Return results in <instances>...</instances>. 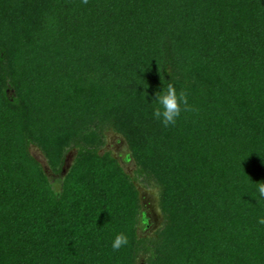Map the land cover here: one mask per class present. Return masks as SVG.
<instances>
[{
    "label": "trees",
    "instance_id": "16d2710c",
    "mask_svg": "<svg viewBox=\"0 0 264 264\" xmlns=\"http://www.w3.org/2000/svg\"><path fill=\"white\" fill-rule=\"evenodd\" d=\"M169 84L187 104L164 124ZM261 181L264 0H0V264H264Z\"/></svg>",
    "mask_w": 264,
    "mask_h": 264
},
{
    "label": "rangeland",
    "instance_id": "374dc122",
    "mask_svg": "<svg viewBox=\"0 0 264 264\" xmlns=\"http://www.w3.org/2000/svg\"><path fill=\"white\" fill-rule=\"evenodd\" d=\"M29 149L33 156L44 167V169L50 171V165L43 150L36 144L30 145ZM106 150H109L114 154V156L120 161L121 165L130 175H135L134 171L136 168V162L134 159H129L126 157V154L129 151V145L123 134L112 128L107 129L105 131L104 144L102 145L100 151L104 152ZM76 153V147L68 149V151L65 153L64 162L59 174L65 173L67 171L74 161ZM136 185L139 190L141 209L145 212L148 220V226L146 229H139V233L143 236H150L155 234V232L162 226L164 221V214L160 206L159 190L158 187L148 183H141L139 180H136Z\"/></svg>",
    "mask_w": 264,
    "mask_h": 264
},
{
    "label": "clouds",
    "instance_id": "9594fccd",
    "mask_svg": "<svg viewBox=\"0 0 264 264\" xmlns=\"http://www.w3.org/2000/svg\"><path fill=\"white\" fill-rule=\"evenodd\" d=\"M156 99L161 108H157L155 115L162 118L164 124L174 123L181 113V104H187V98L183 93L177 94L174 85L169 84L166 89H161L156 93ZM257 200L264 199V181L257 182ZM264 223V217L260 219ZM127 237L120 233L113 241V248H120L127 244Z\"/></svg>",
    "mask_w": 264,
    "mask_h": 264
}]
</instances>
